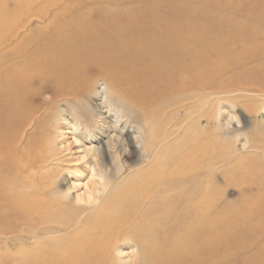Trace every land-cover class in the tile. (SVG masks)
I'll return each instance as SVG.
<instances>
[{"label":"bare ground","instance_id":"obj_1","mask_svg":"<svg viewBox=\"0 0 264 264\" xmlns=\"http://www.w3.org/2000/svg\"><path fill=\"white\" fill-rule=\"evenodd\" d=\"M161 1L0 0V264H264V11L214 22ZM251 97L226 128L225 100ZM233 133L252 139L219 153ZM80 162L87 199L62 197ZM231 163L254 207L225 234Z\"/></svg>","mask_w":264,"mask_h":264},{"label":"rangeland","instance_id":"obj_2","mask_svg":"<svg viewBox=\"0 0 264 264\" xmlns=\"http://www.w3.org/2000/svg\"><path fill=\"white\" fill-rule=\"evenodd\" d=\"M166 2L172 4L173 7L178 11L183 9V8H188V9L193 10V12L197 11V13L200 14V16L203 19L210 17L207 19H212L214 22H220L221 20L222 21L225 20L227 22H232V21L236 22L238 20L250 21L249 19L246 18L247 14H245V12H247V11H245L243 13L242 9L243 10L257 9L259 11H264V0H163V1H161L162 5H165ZM181 6H184V7L181 8ZM238 10H241V12H238ZM251 22H252V20H251ZM256 22H257V20H256ZM242 94H244L246 96L249 95V93H246V92H244V93L242 92ZM234 96L228 95L227 97L230 98V97H234ZM251 98H253V97H251ZM251 100L252 101H249V98L244 99L243 100L244 102L241 100H238V102L241 104H239L236 100L235 101L236 103L235 102H234L235 104L232 103L233 104L232 106H229L230 105L229 103H231V101L225 100V102H224L225 107L229 111H231L232 113L236 114L240 119L241 126L237 127L235 124H233V126H232L233 131L238 130L242 126H247V122L250 120V118L248 117V115H246V113L244 112V108H242L241 105L245 106V105H248L249 103H252L253 101L254 102L257 101L256 98H253ZM234 105L236 106V108ZM260 114H262V116H263L262 118L264 119V111H262ZM257 118L259 119L260 117L258 116ZM60 130H61L60 132L63 133L64 129L61 128ZM234 133L228 137H226V136L221 137L220 140H221V143H223V144H221L223 148L217 149V151L219 153L221 152V154L226 156L227 149L229 147L232 149V145L233 146L235 145L236 149H240V147L242 146L241 144L244 143V139H245L244 137L247 136V138L249 139V136H250L249 134H248L249 136L245 134V135H243L244 137L241 136L239 138H236V137H234ZM64 137H66L65 140H63L62 138H59L57 140L59 147H61L62 149H68L70 151L71 155H73V158H77V156H79V154L76 153L77 148L74 147V145H72V143H71L72 142L71 136L70 135H64ZM126 137H127V139L128 138L130 139L129 134H127ZM230 137H232V138H230ZM251 137L252 136H250V138ZM249 141H250V139H249ZM234 142H235V144H234ZM127 151H128V153L131 152L130 153L131 156H130L128 164H130L131 166H134L133 164H135L137 162V155L135 154V150H134L131 143H129V148L127 149ZM65 153H67V152H65ZM245 154L246 153L243 152L241 156H243ZM252 154H254V153H252ZM258 154H260L259 158H263V156L261 155V152H259ZM262 154L264 155V153H262ZM234 165L235 164H232V165L226 164L223 166V169H225V170H223V172H225L227 170L230 173H228V175H226L227 182L221 186L223 191L221 189L219 191L221 196L224 195V198H222V202H221V204H222L221 206H223L222 207L223 210L225 208H228V209H225L223 211V212L226 211L225 213H223V215H224L223 218H224L225 222L223 221L224 225L222 226V230H223L222 233L224 232L225 234L230 233L233 226H236L235 224L225 220L227 213L231 214V215H229L230 216L229 218H231L232 215L236 216L239 213L243 214L244 212H247L246 214H249L248 209H250L251 207H254L251 205H249V206H251V207H249L248 206L249 203L247 201L245 203H243L241 201V198L237 197L238 193H239L238 190L243 188L245 185H247L245 183L241 173L237 172V171L243 170L245 167L244 165H246V163H244V165H243L244 167L243 166L239 167L238 164L236 165V168H235L236 170L234 169V171H236L237 174L234 171L232 172L231 168H234ZM83 166H84V163L80 162L79 165L75 167L77 169H75L73 167L71 170H68L67 174L62 176L61 189L59 190L60 194L63 192L61 194L62 197H66L67 195H69V198H71V199H75L76 197H81L83 200L87 199V197L90 193V190L92 189L93 183H92V179L90 177V173L86 169H84ZM228 166H229V169H231V170L227 169ZM237 167H238V169H237ZM227 171L225 172V174H227ZM236 175L237 176L241 175V177H238L241 180H238ZM231 176H233V177L231 178ZM228 180H230V181H228ZM231 181H233V183H231ZM236 184L238 185L237 187H236ZM224 185L225 186L227 185L226 186L227 188H225ZM225 189H227V190H225ZM224 203H225V205H224ZM227 203H229V204H227ZM82 204H84V203H82ZM239 208L242 210L240 211ZM236 210H238L240 212H238ZM244 210H246V211H244ZM226 219H228V218L226 217ZM237 228L239 230H241L242 232H247V231H250L252 229L255 230V228L253 226H251V223H248V222L245 223L244 221L239 222ZM256 232L260 236V238H259L260 242L258 243V246H261L262 241L264 240V229L258 230ZM126 247H125L124 252H126V255H128V253H129V257H130L132 249L129 246H126ZM130 259L131 258H129L128 260H130Z\"/></svg>","mask_w":264,"mask_h":264},{"label":"clouds","instance_id":"obj_3","mask_svg":"<svg viewBox=\"0 0 264 264\" xmlns=\"http://www.w3.org/2000/svg\"><path fill=\"white\" fill-rule=\"evenodd\" d=\"M224 124L226 128H231L233 124H235L237 127L241 126L240 119L237 115L231 114L227 117V119L224 120ZM248 147L247 143L244 144V148L246 149Z\"/></svg>","mask_w":264,"mask_h":264}]
</instances>
